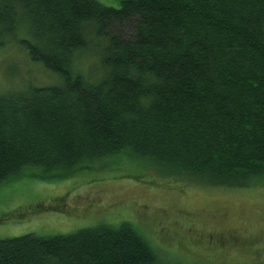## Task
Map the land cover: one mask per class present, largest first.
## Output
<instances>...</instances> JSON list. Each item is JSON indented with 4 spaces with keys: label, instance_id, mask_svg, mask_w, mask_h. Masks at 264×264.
Here are the masks:
<instances>
[{
    "label": "trees",
    "instance_id": "obj_1",
    "mask_svg": "<svg viewBox=\"0 0 264 264\" xmlns=\"http://www.w3.org/2000/svg\"><path fill=\"white\" fill-rule=\"evenodd\" d=\"M119 2L0 0V48L18 40L59 78L0 91V185L29 173L67 178L118 158L131 160L112 170L145 162L180 190L191 179L263 182L264 0ZM17 26L28 38L17 39ZM85 54L99 59V79L80 70ZM179 260H165L127 221L0 239V264Z\"/></svg>",
    "mask_w": 264,
    "mask_h": 264
},
{
    "label": "rangeland",
    "instance_id": "obj_2",
    "mask_svg": "<svg viewBox=\"0 0 264 264\" xmlns=\"http://www.w3.org/2000/svg\"><path fill=\"white\" fill-rule=\"evenodd\" d=\"M99 1L120 7L119 0ZM16 30L17 39L28 38L27 27ZM42 65L18 40L8 41L0 48V91L59 83ZM78 65L101 76L97 57L82 55ZM126 160L131 159H112L67 178L29 173L0 185V239L65 235L127 221L171 262L264 264V181L226 188L191 179L193 185L180 190L175 183L181 182L159 178L154 169L145 170V162L112 170Z\"/></svg>",
    "mask_w": 264,
    "mask_h": 264
}]
</instances>
